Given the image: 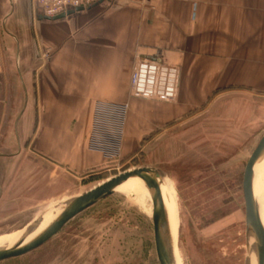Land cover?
I'll return each mask as SVG.
<instances>
[{
	"label": "crops",
	"instance_id": "1",
	"mask_svg": "<svg viewBox=\"0 0 264 264\" xmlns=\"http://www.w3.org/2000/svg\"><path fill=\"white\" fill-rule=\"evenodd\" d=\"M229 3L103 0L48 20L37 17L32 0H0V207L25 193L31 204L39 201L40 184L57 176L109 166L87 146L96 99L128 102L123 154L129 155L167 144L161 126L215 87L229 85L242 95L249 83L246 54L235 60L206 55L209 41L234 24L226 16ZM146 57L180 64L175 106L129 96L134 65Z\"/></svg>",
	"mask_w": 264,
	"mask_h": 264
},
{
	"label": "rangeland",
	"instance_id": "2",
	"mask_svg": "<svg viewBox=\"0 0 264 264\" xmlns=\"http://www.w3.org/2000/svg\"><path fill=\"white\" fill-rule=\"evenodd\" d=\"M232 1L226 16L231 13L234 24L230 31L226 27L225 35L217 34L209 41L213 48L206 49V55L235 60L241 52L246 54L249 83L242 95L229 85L215 87L201 104L189 106L161 126L168 143L152 153L138 148L102 170L84 176H57L51 184H40L39 192L34 193L39 201L33 204L27 193L20 200L9 198L0 207V236H8L2 242L13 241L48 207L125 170L153 166L172 188L178 217V264H245L243 174L264 134V0H248L246 5ZM239 22L245 24V33ZM159 59L177 66L181 77L179 63ZM139 99L175 106L180 94L178 89L171 101ZM152 211L150 195L118 189L71 219L45 244L0 264H160Z\"/></svg>",
	"mask_w": 264,
	"mask_h": 264
},
{
	"label": "water",
	"instance_id": "3",
	"mask_svg": "<svg viewBox=\"0 0 264 264\" xmlns=\"http://www.w3.org/2000/svg\"><path fill=\"white\" fill-rule=\"evenodd\" d=\"M103 0L93 4L97 5ZM92 7V6H91ZM83 6L50 17L38 12L39 19L57 20L90 9ZM264 163V134L252 151L243 174L242 190L245 201L246 246L245 264H264V223L259 202L255 196L256 169ZM139 181L153 202L152 221L154 242L160 264H177L174 233V211L169 201L167 184L160 169L140 166L125 170L93 188L66 198L26 226L13 241L0 243V261L18 257L40 247L54 237L71 219L116 192V188L128 180Z\"/></svg>",
	"mask_w": 264,
	"mask_h": 264
},
{
	"label": "built area",
	"instance_id": "4",
	"mask_svg": "<svg viewBox=\"0 0 264 264\" xmlns=\"http://www.w3.org/2000/svg\"><path fill=\"white\" fill-rule=\"evenodd\" d=\"M98 0H32L34 7L53 17L69 9L91 7ZM180 70L159 58H139L130 78V96L162 101L177 97ZM129 105L126 101L96 99L90 123L87 146L112 162H119L123 154Z\"/></svg>",
	"mask_w": 264,
	"mask_h": 264
},
{
	"label": "bare ground",
	"instance_id": "5",
	"mask_svg": "<svg viewBox=\"0 0 264 264\" xmlns=\"http://www.w3.org/2000/svg\"><path fill=\"white\" fill-rule=\"evenodd\" d=\"M118 189L126 192V193H132V191L134 190H139L140 192H143L145 194H148L147 190L144 188V186L137 180H128L124 183H122L121 185H119L115 190L117 191ZM168 189V193H169V201H170V205L172 206V210L175 212L174 213V221H175V227H174V233H175V239L177 236V221H178V217H177V209L175 207V203L173 200V194L172 192V188H170V186H167ZM254 191H255V196L259 202L260 205V209H261V215H262V220L264 223V163H262L257 169H256V175H255V182H254ZM149 195V194H148ZM152 200V199H151ZM172 200V201H171ZM179 233V232H178ZM2 238H0V243H2V241L4 239H6L5 237L8 238V236H0ZM175 253L177 256V251L175 249ZM178 264V262H177Z\"/></svg>",
	"mask_w": 264,
	"mask_h": 264
}]
</instances>
